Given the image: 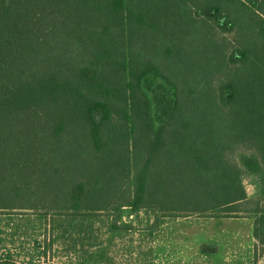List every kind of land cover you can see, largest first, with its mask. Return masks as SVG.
Here are the masks:
<instances>
[{
	"label": "rangeland",
	"instance_id": "374dc122",
	"mask_svg": "<svg viewBox=\"0 0 264 264\" xmlns=\"http://www.w3.org/2000/svg\"><path fill=\"white\" fill-rule=\"evenodd\" d=\"M139 1L154 14L164 10L171 19L184 13L179 0ZM98 3L116 13V20L107 18L108 23L98 27L104 31L97 42L102 49L92 56L97 77L89 86L81 82L80 93L67 95L81 111L101 101L109 107V116L99 143L84 127L86 135L80 140L75 136L58 144L57 170L38 175L39 188L56 194L64 177L76 172L74 181L85 183L81 207L57 210L37 201V207L1 209L0 264H264V176L244 164L247 158L255 159L264 171V146L258 133L254 139L239 137L245 129L250 73L255 81L251 117L261 122L263 63L259 60L249 70L248 62L235 60L241 36L250 35V20L241 19V32L234 9V27L212 19L208 42L197 30L206 15L192 7L196 27L177 28L174 40L167 41L163 32L142 21L139 9L146 8H139L136 0ZM120 13L124 19H118ZM106 33L113 35L110 43L105 42ZM63 36L57 32L53 40ZM149 64L172 81L178 105L164 131V148L147 165L144 202L121 201L103 208L102 198L113 187L125 191L127 200L133 198L135 182L151 156L148 142L134 144L131 121L132 108L142 97L137 77ZM230 81L237 84L244 104L231 112L223 99ZM194 99H202L201 105L194 106ZM180 135L184 137L175 141ZM190 141L220 169L218 174L240 177L244 199L218 208L197 200L207 187L194 186L191 179L196 175L186 170ZM199 173L201 178H219L207 170ZM204 206L209 208L192 210ZM127 208L130 212L125 213ZM205 244L212 251L204 252Z\"/></svg>",
	"mask_w": 264,
	"mask_h": 264
},
{
	"label": "trees",
	"instance_id": "16d2710c",
	"mask_svg": "<svg viewBox=\"0 0 264 264\" xmlns=\"http://www.w3.org/2000/svg\"><path fill=\"white\" fill-rule=\"evenodd\" d=\"M102 1L0 0V210L37 207V201L47 202L48 207L57 210H77L81 207L85 183L74 181L73 174L76 172L64 177L56 194L39 188L38 175L57 170L54 163L59 160L56 153L58 144L68 142L75 136L80 140L86 135L84 127L89 128L87 134L91 133L97 143L100 141L102 124L109 116L107 104L96 101L81 111L67 94L80 93L81 82L89 86L97 77L92 56L102 49L98 43L104 31L98 30V27L103 28L108 23L107 18L116 20L112 16L116 13L104 10L98 3ZM136 1L139 8H146L139 9L144 18L142 21L158 28L167 41L174 40L178 34L177 28H187L188 31L196 27L193 26L196 19L192 17V7H198L195 10L197 14L206 15L197 30L208 42L212 35V19L221 20L229 27L235 26L236 22L231 17L234 9L233 13L240 17L236 21L241 32V19L250 20V35L247 38L241 36L240 46L235 50V60L237 63L248 62L249 70L261 60L264 71V0H179L178 6L184 13L180 12L177 18L184 16L182 19H171L164 10L154 14L146 4ZM120 14L118 19L123 18V14ZM57 32H62L64 36L54 41L53 35ZM106 34L109 39L104 36L105 42L110 43L113 35ZM256 44L258 46L255 47ZM253 79L250 73V96L244 107L245 111L248 109L245 129L239 137L254 139L255 133H258L263 145L264 80L260 102L261 122L257 123L251 117L255 98L251 89L255 84ZM137 83L142 97L132 108L134 144L137 146L148 142L151 156L141 169V177L135 182L133 198L127 200L125 191L119 193L118 187H113L102 198L100 207L103 208L121 201H133L138 205L144 202L147 165L156 161V156L164 148V131L178 105L172 81L154 65L144 67L137 77ZM223 99L230 105L229 112L236 106H244L239 101L235 82L226 84ZM201 101L194 99V106L198 103L201 105ZM216 105L213 102L214 108ZM217 110L224 113L221 108L217 107ZM191 135L193 133L186 138ZM180 137L184 136H177L174 140ZM190 142L186 170L196 175L191 179L194 186L207 187L196 196L197 200L208 201V206L218 208L244 199L245 191L240 177L218 174L220 169L207 162V157L200 153L195 142ZM78 153L81 155V147ZM244 164L251 171L264 176L262 166L255 159L247 158ZM200 170H207L219 178H201L198 175ZM27 201L32 204L26 206ZM208 206L192 210L206 209Z\"/></svg>",
	"mask_w": 264,
	"mask_h": 264
},
{
	"label": "crops",
	"instance_id": "0c3cea01",
	"mask_svg": "<svg viewBox=\"0 0 264 264\" xmlns=\"http://www.w3.org/2000/svg\"><path fill=\"white\" fill-rule=\"evenodd\" d=\"M263 146H264V136H263ZM263 173H264V171H263ZM208 244H205L206 246H204V248H203L204 249V252H206V253L209 252V251H212V250H209V249H211L212 246H210ZM206 249H208V250H206Z\"/></svg>",
	"mask_w": 264,
	"mask_h": 264
},
{
	"label": "water",
	"instance_id": "95a60500",
	"mask_svg": "<svg viewBox=\"0 0 264 264\" xmlns=\"http://www.w3.org/2000/svg\"><path fill=\"white\" fill-rule=\"evenodd\" d=\"M128 212H130V209H128V208L125 209V213H128Z\"/></svg>",
	"mask_w": 264,
	"mask_h": 264
}]
</instances>
